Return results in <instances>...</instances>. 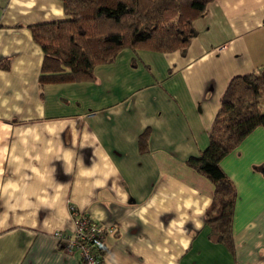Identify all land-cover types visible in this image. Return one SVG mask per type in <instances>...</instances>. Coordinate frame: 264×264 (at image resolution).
I'll list each match as a JSON object with an SVG mask.
<instances>
[{
    "label": "crops",
    "instance_id": "1",
    "mask_svg": "<svg viewBox=\"0 0 264 264\" xmlns=\"http://www.w3.org/2000/svg\"><path fill=\"white\" fill-rule=\"evenodd\" d=\"M64 17L60 0H0V264H81L54 235L71 207L117 227L105 264H264V128L220 161L233 255L209 240L212 185L185 164L230 79L264 66V0H213L184 53L124 48L91 80L41 86L30 26Z\"/></svg>",
    "mask_w": 264,
    "mask_h": 264
},
{
    "label": "trees",
    "instance_id": "2",
    "mask_svg": "<svg viewBox=\"0 0 264 264\" xmlns=\"http://www.w3.org/2000/svg\"><path fill=\"white\" fill-rule=\"evenodd\" d=\"M60 1L64 19L30 26L32 38L43 52L41 86L91 80L97 65L113 62L124 48L184 53L197 35L193 20L202 17L213 0ZM261 95H264V66L232 77L220 97L207 147L185 160L188 167L212 185L211 202L205 212V225L210 229L208 238L223 244L232 255L236 189L220 161L254 128H264ZM147 134L145 131L140 135L142 147ZM116 233L117 227L112 233H105L100 245L92 247L97 263L105 264L107 236ZM75 253L79 256L78 252L72 254ZM79 261L83 264V260Z\"/></svg>",
    "mask_w": 264,
    "mask_h": 264
},
{
    "label": "built area",
    "instance_id": "3",
    "mask_svg": "<svg viewBox=\"0 0 264 264\" xmlns=\"http://www.w3.org/2000/svg\"><path fill=\"white\" fill-rule=\"evenodd\" d=\"M70 212L74 222L73 230L70 233L57 231L54 234L59 248L69 254L78 252L79 260H83V264H99L92 255L91 249L95 245H100L105 233H112L115 227L91 220L74 207L70 208Z\"/></svg>",
    "mask_w": 264,
    "mask_h": 264
},
{
    "label": "rangeland",
    "instance_id": "4",
    "mask_svg": "<svg viewBox=\"0 0 264 264\" xmlns=\"http://www.w3.org/2000/svg\"><path fill=\"white\" fill-rule=\"evenodd\" d=\"M259 101H260L261 108L264 111V95H261L259 97Z\"/></svg>",
    "mask_w": 264,
    "mask_h": 264
}]
</instances>
